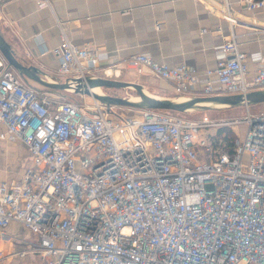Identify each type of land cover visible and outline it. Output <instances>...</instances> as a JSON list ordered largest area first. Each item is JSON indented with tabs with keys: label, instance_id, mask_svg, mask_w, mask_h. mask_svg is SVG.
Segmentation results:
<instances>
[{
	"label": "built area",
	"instance_id": "2783aa9c",
	"mask_svg": "<svg viewBox=\"0 0 264 264\" xmlns=\"http://www.w3.org/2000/svg\"><path fill=\"white\" fill-rule=\"evenodd\" d=\"M242 1L264 9V0ZM222 11L236 22L228 1ZM216 51L221 58L202 72L147 53L132 61L176 95L264 89V52L250 70L234 33ZM54 53L68 81L96 75L108 57L65 35ZM0 123V137L23 143L31 158L19 182H0V235L22 224L45 264H264V110L191 118L65 100L25 84L0 53Z\"/></svg>",
	"mask_w": 264,
	"mask_h": 264
},
{
	"label": "crops",
	"instance_id": "0c3cea01",
	"mask_svg": "<svg viewBox=\"0 0 264 264\" xmlns=\"http://www.w3.org/2000/svg\"><path fill=\"white\" fill-rule=\"evenodd\" d=\"M226 1L235 23L223 18ZM0 33L19 61L37 66L47 79L65 80L54 53L65 35L77 46L106 52L96 75L148 89L153 81L161 86L156 92L169 97L176 95L172 83L139 72L133 56L147 53L158 62L202 72L214 67L221 58L216 49L234 33L253 70L264 52V9L251 12L242 0H53L51 8H40L35 0H0ZM30 159L23 143L0 137V182H19ZM37 247L35 234L10 222L0 235V264H45Z\"/></svg>",
	"mask_w": 264,
	"mask_h": 264
},
{
	"label": "water",
	"instance_id": "95a60500",
	"mask_svg": "<svg viewBox=\"0 0 264 264\" xmlns=\"http://www.w3.org/2000/svg\"><path fill=\"white\" fill-rule=\"evenodd\" d=\"M0 53L12 67L22 81L30 86L32 83L40 85L51 91H68L87 95L92 99L99 100L104 104H115L119 106L133 107L137 109H157L173 112H186L191 110H210L211 108H228L239 106H250L264 103V89L248 91L245 94H223V95H179L175 97L158 96L147 92L144 87L136 82L124 81L116 78L103 77L99 75H86L83 79L73 78L72 81H56L42 76L41 71L33 64H24L19 61L9 43L0 33ZM100 88V92L92 91ZM125 89L134 90L136 95H119L117 93L105 92L103 89ZM136 98V99H134Z\"/></svg>",
	"mask_w": 264,
	"mask_h": 264
},
{
	"label": "rangeland",
	"instance_id": "374dc122",
	"mask_svg": "<svg viewBox=\"0 0 264 264\" xmlns=\"http://www.w3.org/2000/svg\"><path fill=\"white\" fill-rule=\"evenodd\" d=\"M149 89L144 87V89L153 94V95H158V96H164L160 94V91L156 92V90H160L161 86L158 85L156 82L151 81L149 83ZM105 92H111V93H117L119 95H125L129 94L130 96L136 95L134 90H125V89H111V88H106L103 89ZM59 94L62 95V97L65 100H73V101H88L90 99L89 96L87 95H82V94H77L74 93L73 91H61ZM176 95L169 96V97H175ZM249 109L251 112L257 111V110H264V103H258V104H253L249 106ZM208 114L212 118H242L246 112V107L245 106H239V107H228V108H211L210 110H207ZM182 115H185L187 117L191 118H198L202 110H191V111H186V112H180ZM234 131L239 135L242 136L245 125L244 124H238L233 127Z\"/></svg>",
	"mask_w": 264,
	"mask_h": 264
},
{
	"label": "bare ground",
	"instance_id": "6f19581e",
	"mask_svg": "<svg viewBox=\"0 0 264 264\" xmlns=\"http://www.w3.org/2000/svg\"><path fill=\"white\" fill-rule=\"evenodd\" d=\"M68 91H71V90H68ZM92 91H95V92H98L99 93L100 92V88L95 87V88L92 89ZM134 99H136V98H134Z\"/></svg>",
	"mask_w": 264,
	"mask_h": 264
},
{
	"label": "trees",
	"instance_id": "16d2710c",
	"mask_svg": "<svg viewBox=\"0 0 264 264\" xmlns=\"http://www.w3.org/2000/svg\"><path fill=\"white\" fill-rule=\"evenodd\" d=\"M54 92H58V93H60L61 91H54ZM228 134H230V135L232 136V133H231L230 130H228Z\"/></svg>",
	"mask_w": 264,
	"mask_h": 264
}]
</instances>
